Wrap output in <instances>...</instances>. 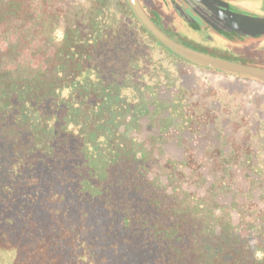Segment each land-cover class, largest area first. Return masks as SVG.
Masks as SVG:
<instances>
[{
  "label": "trees",
  "instance_id": "1",
  "mask_svg": "<svg viewBox=\"0 0 264 264\" xmlns=\"http://www.w3.org/2000/svg\"><path fill=\"white\" fill-rule=\"evenodd\" d=\"M91 4L0 0V264H264L252 188L109 135L138 21Z\"/></svg>",
  "mask_w": 264,
  "mask_h": 264
},
{
  "label": "flooded vegetation",
  "instance_id": "2",
  "mask_svg": "<svg viewBox=\"0 0 264 264\" xmlns=\"http://www.w3.org/2000/svg\"><path fill=\"white\" fill-rule=\"evenodd\" d=\"M66 1L74 13L92 5V0ZM104 1L105 11L119 13V7L126 5L132 12L126 0ZM138 1L154 25L173 41L264 69V26L232 28L220 15L229 11L264 19V0ZM145 44L152 47V54L143 51ZM242 47L246 51L241 52ZM205 72L222 78L212 84L198 81L197 74ZM121 75L117 101L111 104L108 100L117 118L114 123L112 114L108 118L113 126L109 135L125 128L129 139L146 138L154 155L170 160L179 171L204 173L209 180L219 176L227 200V190L239 198L252 188V201L264 206V92H254L244 84L245 80L259 81L190 62L168 49L139 21L138 62ZM118 102L127 111L121 114Z\"/></svg>",
  "mask_w": 264,
  "mask_h": 264
},
{
  "label": "water",
  "instance_id": "3",
  "mask_svg": "<svg viewBox=\"0 0 264 264\" xmlns=\"http://www.w3.org/2000/svg\"><path fill=\"white\" fill-rule=\"evenodd\" d=\"M138 21L150 32L156 39L164 44L168 49L175 52L179 56L193 62L195 64L253 78L264 84V69L254 66L245 65L238 62L229 61L223 58L215 57L197 50L185 47L172 39L168 38L160 31L150 18L145 14L138 0H126ZM220 14L222 19L232 28L244 30L261 29L264 26V19L254 18L246 15L223 11Z\"/></svg>",
  "mask_w": 264,
  "mask_h": 264
},
{
  "label": "rangeland",
  "instance_id": "4",
  "mask_svg": "<svg viewBox=\"0 0 264 264\" xmlns=\"http://www.w3.org/2000/svg\"><path fill=\"white\" fill-rule=\"evenodd\" d=\"M145 1L148 3H154L155 2L154 0H145ZM179 16L182 17L181 14H179ZM168 17H169V19L174 20L173 17H170V16H168ZM181 21H182V19H181ZM176 23L178 25H180L181 22L179 20V21H176ZM57 36H61V30L57 32ZM244 51H246V48L242 47L241 52H244ZM221 78H222L221 75L219 76V75H215V74L209 73V72L208 73H206V72L205 73H198L197 77H196V79L198 81H204V82L211 83V84L219 81ZM244 84H246V87L249 90H253L254 92H264V84H262L260 82H253V81L245 80Z\"/></svg>",
  "mask_w": 264,
  "mask_h": 264
}]
</instances>
